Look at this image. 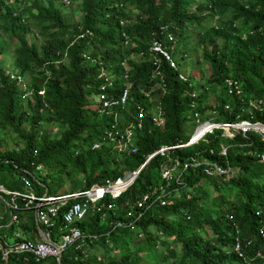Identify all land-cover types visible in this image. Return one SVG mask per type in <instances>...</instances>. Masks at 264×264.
<instances>
[{
    "label": "trees",
    "instance_id": "obj_1",
    "mask_svg": "<svg viewBox=\"0 0 264 264\" xmlns=\"http://www.w3.org/2000/svg\"><path fill=\"white\" fill-rule=\"evenodd\" d=\"M12 1L0 0V40L18 41L15 71L11 72L27 81L31 95L23 98L26 89L11 79L0 59V186L10 192L26 194L33 189L36 196L60 195L66 184L77 192L117 180L137 170L161 146L186 144L196 114L204 120L215 110L218 121L231 123L241 114L248 117L243 113L248 110L247 102L241 99L255 100L264 94V0H69L71 6L80 5L67 16L62 9L67 6L64 0ZM166 28L174 38L166 40V45L179 68L174 70L162 60L166 92L152 93L162 108L165 126L154 129L147 123L138 139V152L128 157H120L111 145L94 148L97 142L104 143L113 126L121 128L116 116H101L92 108L99 74L106 70L123 75L126 70L121 64L130 58L128 110L133 112L144 100L141 91L157 84L148 49L153 34ZM124 33L130 37L127 48ZM193 33L194 45L188 43ZM32 34H36L33 41L26 39ZM8 48L6 42L0 43V57ZM141 52L145 57L136 60ZM182 54L194 58L198 69L186 81L179 78ZM201 64L207 65L208 79ZM227 78L242 83L243 96L228 94ZM125 86L123 81L116 82L110 90L118 96ZM125 115L127 111H119L117 120ZM256 120L264 121V116L256 115ZM222 133L218 130L194 146L172 150L171 156L184 164L198 154L206 161L230 166L235 175L209 177L202 168H189L183 173L184 185L176 183V176L167 185L161 176L166 159L156 156L116 200L115 215L107 210L111 202L107 197L101 202L106 207L103 212L108 213L105 218L90 212L81 222L80 228L100 239L87 243L85 254L69 248L62 264H148L149 259L158 264H248L253 258L254 264H264L256 257L264 256L260 234L264 231V164L257 157L264 143L255 134L227 139ZM224 147L228 148L226 156L220 154ZM163 186V192L150 196L142 207L136 206L153 188ZM209 187L215 189L213 194ZM12 198L0 194V234L20 230L34 239L38 234L35 211L27 210L21 196L15 201L19 209L9 207ZM128 202L131 211L141 213L142 218L134 228L113 230L115 221L130 209ZM11 212L27 223L7 228ZM129 219L134 221V217ZM62 227L60 217L55 234ZM129 239L135 243L133 248ZM238 242L245 257L235 251ZM0 264L57 262L53 258L26 262L25 255L10 254Z\"/></svg>",
    "mask_w": 264,
    "mask_h": 264
},
{
    "label": "built area",
    "instance_id": "obj_2",
    "mask_svg": "<svg viewBox=\"0 0 264 264\" xmlns=\"http://www.w3.org/2000/svg\"><path fill=\"white\" fill-rule=\"evenodd\" d=\"M12 0H10L11 2ZM211 1V0H208ZM124 47L130 46V37L126 33L123 34ZM166 40H174L173 35L165 30H161L160 33L153 34L150 47L148 49V55L150 56V61H152L155 66L154 77L158 78L157 84L152 86L149 91L142 90L141 95L144 98L141 104L136 105L133 112L129 111V100L131 96L130 75L127 72L129 68V60L127 58L123 61L121 66L126 70V72L121 74H113L106 70H102L98 76L101 80L99 83V89L96 94H92L93 108L98 111L101 116H116V123L120 124L121 128H116L113 126L111 131L106 133V137L103 142H97L94 148H99L102 145L113 146L120 157H128L136 154L139 150L138 139L143 134L147 127V123L151 128L161 129L165 126L164 114L161 106L158 104L157 100L152 97V93L156 90H161L164 93L166 88L165 77L161 68V62L164 60L170 67L174 70H178L179 66L174 59L173 53L166 45ZM146 53L141 52L135 59L145 57ZM11 73V79H17L19 83L26 89L23 98H27L31 95V91L27 88V81L21 76H17ZM179 78L186 81L188 77L180 72ZM125 82L126 86L115 96L110 90L115 86L116 82ZM118 84V83H117ZM225 86L228 90V94L236 95L238 97L243 96L242 83L239 81L227 78L225 80ZM44 92H40L43 94ZM196 96V95H195ZM241 102H247L248 110L243 111V113H248V117L245 118L243 114L237 116V120L231 123H224L218 121V112L213 111L209 118L202 120L199 114L195 115L196 125L194 127L193 133L190 136L189 141L186 144L178 145L176 147L161 146L153 154L148 155L144 163L134 171L127 172L123 177L117 180L108 179L103 184H95L88 189L64 193L60 195H49L48 193L43 196H36L35 191L30 189L26 194H21L19 192H10L3 186H0V193L7 195H12V204L10 207L14 209H19L15 204L18 197L23 198L25 207L35 211L36 218L45 232L46 240L33 241L24 240L18 241L14 245H9L6 241L0 238V252L2 253L1 261H7L10 254H25L31 256L36 262H41L45 259L53 258L57 261L61 259L63 254L72 247L78 250H82V254H85L84 247L87 243H92L94 240L99 239L100 235H91L80 228L81 222L90 214V212L101 214L103 218L108 214L103 212L106 208L101 202L107 197L111 198V202L107 205V210L115 215V210L117 208L116 200H119L128 190L135 184L139 177L140 172L150 163V161L156 156H161L166 159L162 163L161 176L167 185H170L176 176V183L179 185H184L183 173L189 168H202L204 173L209 177L227 176L235 175L230 166H223L217 162L206 161L201 158L198 154L191 157L189 161L182 162L179 157L171 156L172 150L179 148H186L194 146L201 141L207 140V137L214 134L218 130H222V136L227 139H234L237 135H243L249 138L251 135H257L261 138L264 143V121L256 120V115L264 116V94L258 99H241ZM195 108V103L192 104ZM230 106L227 105L226 109L229 111ZM127 111V115L123 116L119 121L117 120L119 111ZM228 148H223L221 150V155L226 156ZM259 162L264 164V148L257 155ZM183 167V171H179V167ZM41 170L40 167L37 168ZM175 170L177 173L174 174ZM27 187H29V182L23 178ZM163 187H155L144 196L143 200H138L136 202L137 207H142L144 202L147 201L150 196L158 193L159 190L164 191ZM131 203H127L130 206ZM166 202H162L165 205ZM136 208V207H135ZM132 206L125 213L123 219H117L114 223L113 230H117L120 227H131L138 220L142 218V214H136V211L132 212ZM60 217L63 219L64 227L59 229V233L55 234V229L59 222ZM134 217V221L129 219ZM13 221H18L17 215H12ZM264 234V231H260ZM140 236H142L140 234ZM239 249V242L237 243ZM25 261H28V257H25Z\"/></svg>",
    "mask_w": 264,
    "mask_h": 264
},
{
    "label": "rangeland",
    "instance_id": "obj_3",
    "mask_svg": "<svg viewBox=\"0 0 264 264\" xmlns=\"http://www.w3.org/2000/svg\"><path fill=\"white\" fill-rule=\"evenodd\" d=\"M65 1V3L67 4V6H69V7H67V6H62V9L64 10V12H65V14H66V16L69 14V12H70V10H74V11H76V10H78V8H79V3H75L73 6H71L70 4H69V0H64ZM11 2H13V1H11ZM73 20H74V22H76L77 21V18L76 17H74L73 18ZM35 35L36 34H32V35H28V36H26V39H28V40H30V41H33V37H35ZM8 40V39H7ZM188 43H192L193 45L194 44H196L197 43V39H196V35L193 33V34H190V36L188 37ZM5 43L6 42V45H9V48H8V52L7 53H5L2 57H0L1 59H3L2 61L4 62V64L6 65V69L8 70H10V71H15V69H14V63H15V54H14V49H15V47L19 44L18 43V41H15V39L14 40H12V41H6V39L5 38H3L2 40H0V43ZM41 43V40H39V44ZM201 55V50H197V52H196V56L197 57H199ZM182 57L184 58V59H182L183 61H182V66H181V70H182V72L188 77V78H190V77H192V78H194V76L198 73V69H197V64H196V61L194 60V58H192V57H189V55L187 54V56H184V54H182ZM199 68H201V70H205V71H203V74H204V76L206 77L205 79H208V77H209V74L207 73V65H205V64H201V66L199 67ZM92 108H93V104H92ZM81 180V179H80ZM83 180V179H82ZM81 180V181H82ZM70 185L69 184H66V186L64 187V193H71V191H70V187H69ZM228 185H225V186H223V188L222 189H226V187H227ZM208 189H211V194H213V192H214V190L215 189H213V187H209ZM233 190V189H232ZM232 190H230V191H232ZM230 191H228V192H230ZM238 191V188H236V189H234V192L236 193ZM63 193V194H64ZM234 193V194H235ZM1 194V193H0ZM233 194V195H234ZM139 240V239H138ZM128 243H129V245H130V247L131 248H133V246H134V244H133V242H132V239H129L128 240ZM116 254H118V253H116ZM134 254H137V252H135ZM144 257H145V255H143ZM143 262V261H142ZM148 264H158V260L157 261H154V260H152V259H149L148 260Z\"/></svg>",
    "mask_w": 264,
    "mask_h": 264
},
{
    "label": "crops",
    "instance_id": "obj_4",
    "mask_svg": "<svg viewBox=\"0 0 264 264\" xmlns=\"http://www.w3.org/2000/svg\"><path fill=\"white\" fill-rule=\"evenodd\" d=\"M7 205L9 206V204H7ZM27 210H31V209H27ZM12 215H15V214L11 212V221H10V223L8 225H6L7 228H9L10 225H12V224H15L17 227H19V226H23L24 224L27 223V219L26 218H24L23 221L22 220L20 221L19 218H18V221L17 222L16 221H13L12 220ZM35 221H36V215H35ZM36 225H37V228H38V234H35L34 235L35 236L34 239H28V238H26L25 237V233H23L20 230H16L15 232H11V233L6 231L5 233H3V234L1 233L0 234V238L2 240L6 241L9 245H14L16 242H18V241H24V240L41 241V240H43V238H42V235H41V233L39 231V227H38L37 221H36ZM0 229H2V228L0 227ZM23 255H25V254H23ZM25 257H28V261H29L30 258L33 259L31 256L25 255ZM28 261H26V262H28ZM56 262L58 264V261L57 260H56Z\"/></svg>",
    "mask_w": 264,
    "mask_h": 264
},
{
    "label": "clouds",
    "instance_id": "obj_5",
    "mask_svg": "<svg viewBox=\"0 0 264 264\" xmlns=\"http://www.w3.org/2000/svg\"><path fill=\"white\" fill-rule=\"evenodd\" d=\"M11 72V71H10ZM257 215L259 216V215H261V211H258L257 212ZM40 225V224H39ZM41 226V225H40ZM42 228V227H41ZM43 229V228H42ZM44 231V230H43ZM261 231V230H260ZM45 233V232H44ZM260 234H261V232H260ZM261 236H262V238H264V234H261ZM100 239V238H99ZM99 239H97V240H94L92 243H94V242H96V241H98ZM107 239V241H109L108 239V237L106 238ZM92 243H90V244H92ZM86 247V246H85ZM84 247V248H85ZM235 251L236 252H238L239 253V256L240 257H245V254H243L242 253V246H241V244L239 243V249H238V247H237V245H236V248H235ZM256 257L257 258H261V260H264V256L262 255V254H257L256 255ZM254 262V258L251 260V261H248V264H254L253 263ZM61 264H62V261H61Z\"/></svg>",
    "mask_w": 264,
    "mask_h": 264
},
{
    "label": "water",
    "instance_id": "obj_6",
    "mask_svg": "<svg viewBox=\"0 0 264 264\" xmlns=\"http://www.w3.org/2000/svg\"><path fill=\"white\" fill-rule=\"evenodd\" d=\"M36 221H37V224H38V227H39V231H40V233L42 235L43 240H46L45 233H44L43 229L41 228V226L39 225V222H38L37 218H36ZM58 264H61V259L58 261Z\"/></svg>",
    "mask_w": 264,
    "mask_h": 264
}]
</instances>
